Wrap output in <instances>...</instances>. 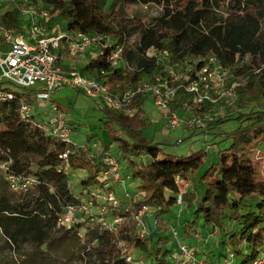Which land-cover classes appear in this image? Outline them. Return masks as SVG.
Here are the masks:
<instances>
[{
  "label": "trees",
  "instance_id": "16d2710c",
  "mask_svg": "<svg viewBox=\"0 0 264 264\" xmlns=\"http://www.w3.org/2000/svg\"><path fill=\"white\" fill-rule=\"evenodd\" d=\"M45 1L53 5V21L67 30L106 34L123 44L124 65L112 68L104 58H98L81 68L82 72L98 74L104 70L109 82L136 86L142 80H153L152 74L160 69L155 59L151 65L147 64L145 52L149 48L167 50L172 63L184 61L188 56H213L233 71L232 81L238 94L233 110L252 101L261 105L259 110L239 113L236 117L239 125L221 134L230 143L216 152L215 161L209 160L207 152L203 161L198 155L173 159L162 154V145H177L185 138L163 143L146 137L145 94L135 93L132 97L129 104L134 109L132 115L102 108L104 124L113 142L128 159L129 181L134 184L137 196L120 200V205L110 209L108 215L121 218L116 232L86 228L81 236L79 226L61 229L82 243L86 263L125 264L127 253L140 258V253L134 255L140 250L150 257L149 264H172L167 257L171 256L175 241L171 248L162 244L169 239L168 217L182 203L193 218L177 232L181 242L192 248V242H186L189 230L193 227L191 238H197V226H209L217 233L219 245L211 264H223L227 251L232 254L228 264H264V180L254 158L255 150L264 145V0ZM117 4L160 5L161 12L146 21L122 18L115 24L116 11H120L115 9ZM134 29H138V42L130 46L125 36ZM169 85L175 87L174 107L183 100H191V95L177 86L178 82L170 80ZM19 98L0 102V162H9L8 176L33 179L26 190L14 191L7 175L0 171V237L17 254L22 253L19 248L25 243L37 248L48 245L57 214L63 206L74 202L81 190L96 183L98 170V165L91 164L85 153L71 154L70 169L85 171L80 192L74 194L68 174L58 171L62 163L60 154L66 145L22 120L18 114ZM206 108L207 103H203L195 114L201 115ZM245 115L249 118H244ZM112 123L117 125L119 134L110 127ZM142 152L149 156V161L137 163L134 157ZM32 156L39 158L34 174L29 162ZM188 174L198 175L196 185L200 191L189 193L184 199L181 195L178 204L181 193L176 178L186 181ZM7 183L19 197L15 199L7 192ZM142 207H146L141 212L144 223L149 216L156 218L157 244L151 234L141 237L137 232L134 215Z\"/></svg>",
  "mask_w": 264,
  "mask_h": 264
},
{
  "label": "built area",
  "instance_id": "2783aa9c",
  "mask_svg": "<svg viewBox=\"0 0 264 264\" xmlns=\"http://www.w3.org/2000/svg\"><path fill=\"white\" fill-rule=\"evenodd\" d=\"M54 15L53 5L45 0H0V102L20 96L19 117L66 145L60 154L62 163L58 171L68 174L71 170L69 156H78L80 152L87 155L91 164L98 165L96 183L81 190L74 202L62 207L56 217V227L67 230L79 226L81 236L86 228L116 232L121 218L108 213L120 205V199L115 195L116 185H121L124 196L129 197L125 184L130 177L121 175V161L108 148L105 150L97 142L77 146L71 141L72 128L66 114L51 100L50 94L61 87L72 86L114 113L132 115L131 99L135 93H142L151 98L169 132L184 125L182 112L187 109L192 110V116H187V126L190 127L224 116L238 98L236 83L232 81L231 68L223 66L213 56H188L184 61L172 63L167 50L149 48L145 52L146 58L152 53L155 63L167 74L174 75L177 86L191 95L190 101L183 100L174 107L175 87L166 88L165 73V77L159 74L153 80L145 79L133 86L120 81L109 82L104 70L98 74L82 72L81 68L98 58H104L112 68L124 65L121 57L123 44L110 35L67 30L53 21ZM83 59H89V62L81 64ZM162 59L166 62H161ZM179 65L182 70L174 74L173 68ZM203 103H207V108L197 116L195 110ZM35 104L49 107L46 120L35 119ZM9 169L8 161L0 162V171L4 175ZM6 178L14 191L26 190L33 183L29 177L7 175ZM177 203H181V194ZM145 209L142 207L134 215L141 237L149 234L141 218ZM170 233L176 244L171 252L172 264H208L178 240L175 229L170 228ZM231 259L232 254L227 251L223 264H228ZM124 260L125 264H145L144 258H134L131 253H127Z\"/></svg>",
  "mask_w": 264,
  "mask_h": 264
},
{
  "label": "rangeland",
  "instance_id": "374dc122",
  "mask_svg": "<svg viewBox=\"0 0 264 264\" xmlns=\"http://www.w3.org/2000/svg\"><path fill=\"white\" fill-rule=\"evenodd\" d=\"M108 3L109 1L107 4ZM119 8L120 11H116L117 19L115 24H117L118 21L121 22L120 20L122 18L125 20L140 18L141 20L146 21L161 12L160 5L117 4L115 9L119 10ZM137 33L138 29H134L129 32L128 36H125V41L128 45L134 46V44L138 42ZM153 56L154 55L152 53H149L147 59L148 65L152 64L154 60ZM160 61L166 62V59H162ZM84 62H89V59L81 60V64ZM182 65L184 64L182 63ZM181 70V65H179L173 68V73L178 74ZM164 73L167 78L165 86L166 88H170L169 81H173L174 75L172 76L171 74H167L166 71L162 69V66L152 75L159 76V74H162V76L165 77ZM231 73L233 75V71ZM50 98L64 110L66 120L72 128L70 139L73 143L77 146H81L86 143L90 144L92 142H97L100 147H107L112 155L120 159L121 175L125 176L130 174V167H127L128 159L123 157L118 151L116 144L113 142L112 137L109 134L108 128L104 124L106 117L102 108H105V106L101 102L98 104L97 101L72 86H64L53 91L50 94ZM236 102L237 100L231 109L226 110L224 116H218L213 120L203 121L202 124H194L193 127L187 126V123L189 122V117L187 116H192V110L187 109L182 112L184 125L179 130L168 132L162 123L159 110L155 105H153L151 98L147 97L143 104L145 111L144 116L147 123V127L144 129V134L148 138H152L153 140L158 139V141H162L163 143H174L176 140L185 138V140L180 144L161 146V153L170 158L179 159L198 155L203 161L207 152L210 155L209 160L215 161L216 152L224 149L230 143V140L224 139L221 134L224 132H230L239 125V120L236 119L238 114L249 113L250 111L259 110L261 108V105L258 102L252 101L244 108L233 110ZM35 110V119H47V112L49 111L48 106H37V104H35ZM247 116L248 115H245L244 118H249ZM218 120H222V122L219 123ZM110 127L115 130L117 134H119L118 127L115 123H112ZM191 133L193 135L188 137ZM142 153L145 154V152ZM144 154L135 156V161L137 163L141 161L148 162L149 156ZM254 158L258 164L262 180H264V145H261L255 150ZM38 161L39 158L35 156H32L29 159L32 174L37 172ZM197 177L198 175L192 176L191 174H188V179L184 183L179 182L182 199H184L189 193L193 192L196 194L200 191V188L196 185ZM68 178L72 192L74 194L79 193L82 187V181L85 178V171L82 169L68 170ZM125 186V189L129 193V197L137 196L135 195V191L133 189V183H126ZM7 192L15 199L20 196L19 193H13L9 185L7 186ZM115 195L119 197L120 200L127 199V197L124 196V189L121 185L115 186ZM185 206V204L181 203L178 205L177 210L170 214L168 217L169 226L166 231H170V228H173L177 232H180L183 230L184 225L190 222L193 215H190ZM155 219L156 218L153 215L149 216L144 224L147 232L153 236L152 240L155 244H157L159 230L157 224H155ZM197 223L198 225H201V220L198 219ZM192 229L193 227L189 230L188 235L185 233L187 237L186 242H192L190 243V246L194 250V256H197L200 260H205L206 263L211 264L215 261L219 252L217 233L215 231L212 232L209 226H203L202 228L197 226V230L199 231L198 237L194 238L193 236V238H191ZM146 236L147 235H145V237ZM168 236V242L162 244V247L171 248L174 246L172 244V234L170 233ZM178 240H181L180 237H178ZM19 250L22 252L21 254L15 253L0 237V264H87L84 258L85 250L82 248V243L73 234L67 233L57 227L52 230L48 245H43L40 248H37L32 246L30 243H25L21 246V248H19ZM138 253L142 255V258H144L145 264H149L150 257H147L146 253L141 252L140 250H136L134 255ZM199 255H201V257ZM167 259L169 260V263L174 260L172 256L167 257Z\"/></svg>",
  "mask_w": 264,
  "mask_h": 264
},
{
  "label": "crops",
  "instance_id": "0c3cea01",
  "mask_svg": "<svg viewBox=\"0 0 264 264\" xmlns=\"http://www.w3.org/2000/svg\"><path fill=\"white\" fill-rule=\"evenodd\" d=\"M129 182H130L129 179H127V180H126V183H129ZM131 183H132V182H130V184H131ZM200 257H201V256H200Z\"/></svg>",
  "mask_w": 264,
  "mask_h": 264
}]
</instances>
